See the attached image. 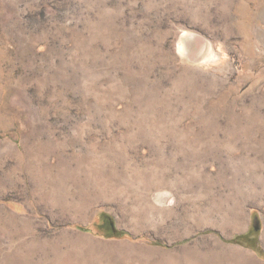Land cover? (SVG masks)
<instances>
[{
	"label": "rangeland",
	"instance_id": "374dc122",
	"mask_svg": "<svg viewBox=\"0 0 264 264\" xmlns=\"http://www.w3.org/2000/svg\"><path fill=\"white\" fill-rule=\"evenodd\" d=\"M243 232L264 0H0V264H264Z\"/></svg>",
	"mask_w": 264,
	"mask_h": 264
},
{
	"label": "trees",
	"instance_id": "16d2710c",
	"mask_svg": "<svg viewBox=\"0 0 264 264\" xmlns=\"http://www.w3.org/2000/svg\"><path fill=\"white\" fill-rule=\"evenodd\" d=\"M258 223H259V220L258 218L256 217L255 218V223H254V229H252L250 232H252L253 230H255V232L257 231L258 232ZM99 230H103L104 229V234L103 236L105 237H126L129 235L128 232L126 231H123V230H120L118 229V227L116 226L114 220H113V217L110 216L109 214L103 212L100 214V221H99ZM80 229L82 230H86L88 231L89 230V227L87 226H78ZM250 232L249 233H245V234H240V235H237L236 237L233 238V242H239V243H244L246 245H249L251 247H253L254 249L257 250L258 254L261 256V257H264V250L262 249V247L260 246V243H259V240L258 238H252V236L250 235ZM253 234V233H252ZM258 234V233H257Z\"/></svg>",
	"mask_w": 264,
	"mask_h": 264
},
{
	"label": "crops",
	"instance_id": "0c3cea01",
	"mask_svg": "<svg viewBox=\"0 0 264 264\" xmlns=\"http://www.w3.org/2000/svg\"><path fill=\"white\" fill-rule=\"evenodd\" d=\"M247 231H248V230H247ZM247 231H246V232H247ZM246 232H243V233H239V235H240V234H245ZM237 235H238V234H237Z\"/></svg>",
	"mask_w": 264,
	"mask_h": 264
}]
</instances>
